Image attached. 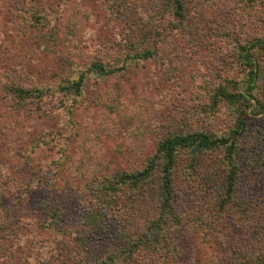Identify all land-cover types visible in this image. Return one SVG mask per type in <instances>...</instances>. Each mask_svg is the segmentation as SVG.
<instances>
[{
    "label": "rangeland",
    "instance_id": "374dc122",
    "mask_svg": "<svg viewBox=\"0 0 264 264\" xmlns=\"http://www.w3.org/2000/svg\"><path fill=\"white\" fill-rule=\"evenodd\" d=\"M162 1L0 0V191L3 203L21 206L24 255L58 239L60 233L43 228L52 220L51 211L62 208V220L72 227L66 231L75 236L84 199L89 206L97 197L95 178L142 169L156 149L160 125L185 121L189 130L221 131L225 108L221 114L197 115L214 100V91L202 95L199 85L245 79L235 43L264 34V9L254 24L245 21L243 10L233 9L239 0H186L188 27L171 33L173 14L155 20ZM36 16L41 23L35 28ZM142 19L150 21L145 28L157 31L149 41L157 55L128 61L130 46L142 38L136 28ZM256 55L264 68L263 53ZM126 62L127 68L112 76L89 72L92 64L121 68ZM87 70L81 95L56 93L60 84ZM193 70L201 75L195 83ZM11 86L53 95L18 104L8 92ZM248 114L251 134L238 160L237 206L217 204V185L207 179L217 168H197L198 181L179 175L175 210L180 224L172 234L170 257L155 264H264V155L251 150L256 142L264 145V116ZM148 122L152 125L146 127ZM139 127L147 128L146 136L136 135ZM243 199L245 215V207L238 209ZM98 239L100 255L107 250Z\"/></svg>",
    "mask_w": 264,
    "mask_h": 264
},
{
    "label": "trees",
    "instance_id": "16d2710c",
    "mask_svg": "<svg viewBox=\"0 0 264 264\" xmlns=\"http://www.w3.org/2000/svg\"><path fill=\"white\" fill-rule=\"evenodd\" d=\"M162 2V11L157 10L156 19L151 17L150 20H158L160 16L164 18L166 14H173L175 22L170 23L169 32L176 30L185 32L188 27L186 0ZM259 4L262 5L260 8H258ZM235 7L233 9L236 11L245 12L247 23L255 24L259 12L264 9V0H239ZM40 21L39 16L34 18L35 28L41 23ZM145 25H150L148 19H142L136 27L137 34L140 33L139 36L142 38L130 46L133 54H128L130 56L127 58L128 61L147 60L157 55V46L149 42L156 36L157 31L154 32L152 27L147 29ZM157 40L159 41L158 38ZM235 47L239 67L245 79L241 83L228 79L221 83L223 86L218 87L208 80L199 85L201 93H198L206 95L212 90L214 100L209 106L199 107L196 110L197 115L204 112L210 116L209 111L216 115L220 109L225 108L224 116L222 115L225 117L223 120L225 122L221 126V131L189 130V125L185 121L178 123L173 121L164 127L160 125V130L158 128L156 132V149L143 162L142 169L116 172L99 180L95 178L96 189L93 192H96L97 197L95 201L89 199L88 206L87 198L84 196V210L80 217L81 221L77 223L79 230H76L75 236L66 231L72 227L66 223V218L64 219L66 222L62 220L66 215H61L62 208L60 213L58 210L51 211L52 220L43 228L60 233L58 239L51 247L46 245L36 254L24 255L25 252L21 251L23 248L20 245L23 230L18 224L20 222L18 215L21 213V209H18L21 206L3 203L1 199L3 190H1L0 264H135L136 262L155 264L162 258L167 260L170 257L172 234L180 224L175 210L177 179L182 174L198 181L200 174L195 170L201 166L206 167V172L209 171L208 169L217 168L216 173L207 174L208 181L217 185L219 196L217 204L224 208L234 207L238 193L236 185L238 160L241 151L246 150V139L251 134L248 111L256 114L255 117L264 116V94L261 91L264 84V68L256 55L260 51L264 55V34H258L245 43L238 40ZM127 64L128 62L121 68L108 67L103 63L92 64L89 72L102 78L108 77L120 70L123 72ZM195 71L190 73L192 83L201 76ZM87 79L88 70L80 73L78 79H68L60 84L56 93L79 96ZM8 90L12 100L18 104L20 101L41 98L45 94L53 95L49 90H29L20 86H11ZM148 125L152 124L148 122L146 127ZM145 128L139 127L140 134L136 135L146 136ZM260 131L263 139L264 127ZM255 146L251 149L252 153L254 152L259 158L263 157L264 152L261 147L264 145L256 142ZM239 206L238 209H241V206L245 207V215L247 211L244 199ZM88 208L90 209L85 210ZM62 225L66 226L63 232L59 229ZM71 236L77 237L73 239L74 243L69 239ZM98 238L107 250L100 255L95 250L98 246ZM19 254H22V258L17 260Z\"/></svg>",
    "mask_w": 264,
    "mask_h": 264
}]
</instances>
